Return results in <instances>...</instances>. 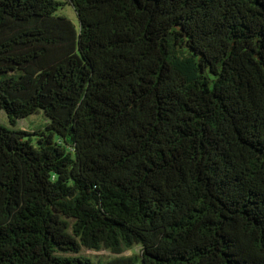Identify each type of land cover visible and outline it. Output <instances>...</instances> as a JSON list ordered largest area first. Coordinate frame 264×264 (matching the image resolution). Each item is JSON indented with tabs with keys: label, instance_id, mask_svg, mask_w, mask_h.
Here are the masks:
<instances>
[{
	"label": "trees",
	"instance_id": "16d2710c",
	"mask_svg": "<svg viewBox=\"0 0 264 264\" xmlns=\"http://www.w3.org/2000/svg\"><path fill=\"white\" fill-rule=\"evenodd\" d=\"M0 109V264H264V0H0Z\"/></svg>",
	"mask_w": 264,
	"mask_h": 264
},
{
	"label": "rangeland",
	"instance_id": "374dc122",
	"mask_svg": "<svg viewBox=\"0 0 264 264\" xmlns=\"http://www.w3.org/2000/svg\"><path fill=\"white\" fill-rule=\"evenodd\" d=\"M61 1L63 3L66 2V0H58ZM59 13L62 15H66L69 17V19L71 20V22L74 23L75 26H78V21H79V17L77 15V13L75 12V10L73 9V7H71V5H69L68 3H66L64 6H62L59 10ZM0 122L2 124H5V126L8 127H12L7 115L5 114L4 110L0 109ZM50 120L41 112L39 113H34L33 115H30L29 117L23 119V120H19L17 123V127L18 128H23V129H28V130H32V129H44L47 125V123H49ZM141 248L139 246H134L132 249L128 250L127 252H125L124 255H131L134 253H140ZM108 251H102L100 253H107ZM99 253V255H100ZM86 256L90 257L94 262H103L105 263L106 260L108 259L107 257H103V256H95L93 254H86ZM114 256H111L109 258H113Z\"/></svg>",
	"mask_w": 264,
	"mask_h": 264
}]
</instances>
